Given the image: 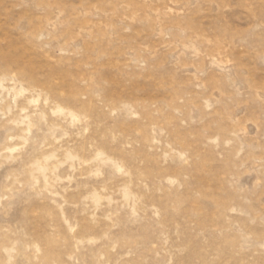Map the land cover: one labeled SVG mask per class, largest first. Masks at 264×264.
<instances>
[{
	"label": "rangeland",
	"instance_id": "obj_1",
	"mask_svg": "<svg viewBox=\"0 0 264 264\" xmlns=\"http://www.w3.org/2000/svg\"><path fill=\"white\" fill-rule=\"evenodd\" d=\"M0 264H264V0H0Z\"/></svg>",
	"mask_w": 264,
	"mask_h": 264
}]
</instances>
